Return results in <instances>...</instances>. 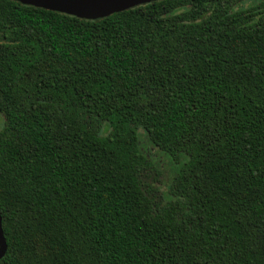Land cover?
Here are the masks:
<instances>
[{
	"label": "trees",
	"instance_id": "16d2710c",
	"mask_svg": "<svg viewBox=\"0 0 264 264\" xmlns=\"http://www.w3.org/2000/svg\"><path fill=\"white\" fill-rule=\"evenodd\" d=\"M0 118V264H264V0H0Z\"/></svg>",
	"mask_w": 264,
	"mask_h": 264
},
{
	"label": "water",
	"instance_id": "95a60500",
	"mask_svg": "<svg viewBox=\"0 0 264 264\" xmlns=\"http://www.w3.org/2000/svg\"><path fill=\"white\" fill-rule=\"evenodd\" d=\"M24 5L41 7L82 19H98L154 0H14ZM0 215V258L6 251Z\"/></svg>",
	"mask_w": 264,
	"mask_h": 264
},
{
	"label": "rangeland",
	"instance_id": "374dc122",
	"mask_svg": "<svg viewBox=\"0 0 264 264\" xmlns=\"http://www.w3.org/2000/svg\"><path fill=\"white\" fill-rule=\"evenodd\" d=\"M2 124V120L0 118V127ZM154 151V150H153ZM152 151V152H153ZM153 156L151 157L154 162L158 165V167L162 170L161 172H157L154 168H151L150 171H147V175L145 177L146 181L154 182L156 185L160 187L161 190L166 189V182L168 181V177H170L172 172V165L167 159L165 155L158 151H154Z\"/></svg>",
	"mask_w": 264,
	"mask_h": 264
}]
</instances>
